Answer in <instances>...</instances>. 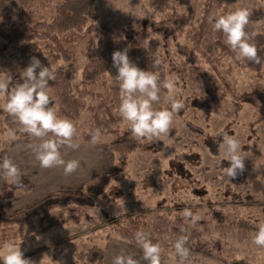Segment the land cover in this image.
I'll use <instances>...</instances> for the list:
<instances>
[{
	"label": "rangeland",
	"instance_id": "obj_1",
	"mask_svg": "<svg viewBox=\"0 0 264 264\" xmlns=\"http://www.w3.org/2000/svg\"><path fill=\"white\" fill-rule=\"evenodd\" d=\"M59 1H49L51 11ZM207 1L192 0L195 13L188 26L190 32L197 28ZM237 7H246L250 11L257 9L264 13V0H237L228 7L227 12L234 11ZM97 9L103 21L119 34L135 27L143 19L159 20L158 14L148 6L146 0H102L97 4ZM255 28L257 32L264 33V16L255 23ZM179 42L189 48L193 47L186 33ZM117 43L119 50H124L122 37L117 38ZM84 53L85 42L83 37L78 36L74 63L67 64L62 60L51 62L48 58L41 63L48 67L51 65L56 71H66L76 88L80 84L81 71L86 63ZM170 53L178 59L175 48L172 47ZM142 54L150 58L163 56L158 36H149ZM22 63L24 60L11 51L2 59L0 72L10 74L13 83L22 82L19 76ZM197 73L205 79L213 78L222 84L218 99L208 114L194 109L191 105L192 99L206 95ZM116 74L117 70L113 67L94 89L103 91L114 84L112 76ZM169 76L173 75L168 74L166 78ZM256 84L264 87V63L257 74L248 69L237 56L223 58L214 69L203 58H199L195 67L187 69L184 80L176 78L175 95L184 100L185 107L175 116L172 135L158 141L153 152L137 150L130 153L127 166L118 178L110 182L102 195L94 197V206L84 209L76 220L59 223L47 229L46 223L66 211L56 209L42 224L33 222L23 230L13 227L11 231L0 236V244L5 240L19 242L22 239L20 247L25 258L31 259L35 264H71L76 252L86 251L93 245L104 250L103 264H113L109 257L111 253L116 256L122 253L131 255L134 259L140 258V264H147L142 259V250L138 246L113 234L115 224L140 216L148 225L144 230L150 232L149 225L155 217L162 216L173 220L181 217L179 213L189 207L194 212H199L202 219L208 220L212 211L221 210L233 219L241 218L257 225L262 221L264 196L254 193L251 183L264 174V136L255 122L256 109L248 104L237 105L239 95L249 92ZM163 94L164 90L161 101L154 106H166ZM115 114L119 116L118 110ZM89 115L88 111L81 113L76 122L77 129L83 127ZM188 123L199 127L202 133L191 130ZM119 124L122 129L126 126L122 119ZM220 130L236 136L247 157L246 170L232 181L222 171L229 164L222 161L223 149L218 147L216 134ZM10 132H1V140H9ZM110 140L111 135H103L101 142L95 145L76 141L79 143L78 149H62L65 160L80 161L77 171L67 176L62 168L40 167L39 161L28 147L35 143L30 137L11 140L8 147L0 145V160L5 156L11 158L20 169L21 176L33 184L31 191L1 201L2 210L6 213L20 210L51 193L84 191L87 184L109 170L114 163L115 156L109 147ZM0 180L2 184L6 182V189L7 181L2 176ZM232 194L238 198H233ZM119 208L123 211L118 216ZM252 238L239 240L233 235L221 234L211 222L208 230L201 235L202 242L210 248L214 243L220 244L228 264H264V249L253 245ZM175 240L174 236L166 235L159 241L163 249V264H177L171 247ZM189 260L190 264H221L193 253Z\"/></svg>",
	"mask_w": 264,
	"mask_h": 264
},
{
	"label": "trees",
	"instance_id": "obj_2",
	"mask_svg": "<svg viewBox=\"0 0 264 264\" xmlns=\"http://www.w3.org/2000/svg\"><path fill=\"white\" fill-rule=\"evenodd\" d=\"M49 1L0 0V63L13 51L17 53L18 58L24 60L21 64L22 69L28 66L33 56L40 61L48 58L51 62L62 60L72 64L76 61V38L83 37L86 63L81 71L80 84L74 88L70 75L62 69L57 70L56 79L49 82L50 95L55 100L50 106L54 104L59 116L67 117L75 123L83 111H88L90 114L88 120L80 130L77 129L76 141L90 142L89 130L98 128L101 130V136L111 135L109 147L115 160L110 169L87 184L84 191L51 193L11 213L2 210L1 201L31 191L33 184L22 176V188L7 182L6 189L0 195V236L11 231L13 227L23 230L33 222L42 224L56 209L66 211L46 223L47 229L59 223L76 220L84 209L94 206V197L102 195L110 182L118 178L127 166V157L130 153L137 150L153 152L156 147L158 141L138 142L132 137L127 126L121 128L119 124L121 118L115 114L119 107V87L116 83L107 86L103 91L94 89L113 68L112 53L119 50L118 37H122L123 48L128 49L129 58L138 67L158 72L161 79H166L168 74H172L177 79L184 80L187 69L195 67L199 58H203L214 69L223 58L236 56V53L225 44L223 33L213 29L208 17L214 13H227L228 7L237 0H208L198 26L192 32L188 30L195 13L192 0H146L148 6L158 14L159 20L143 19L135 27L120 34L99 15L97 4L102 0H60L53 11L50 10ZM250 13L246 31L251 37L250 42L257 47L260 63L241 61L248 69L259 74L264 63V33L257 32L255 23L263 18L264 13L257 9ZM185 33L193 43L192 48L179 42ZM152 34L158 36L163 52V56L159 57L162 64L158 68H153L155 58L142 54L144 43ZM172 47L175 48L178 59L170 53ZM197 76L204 86L206 95L192 99L191 105L194 109L208 114L218 99L222 84L213 78L205 79L198 73ZM92 101H95V104H92ZM241 104H248L256 109L255 122L264 136V87L256 84L249 92L239 95L237 105ZM187 125L191 130L202 133L199 127L191 123ZM6 130L15 131L19 138L28 137L19 131V125L7 113L0 110V133ZM172 134L173 128L169 135ZM10 143V139L0 138L2 147H8ZM251 188L254 193L264 196V174L252 181ZM232 197L238 198L235 194H232ZM262 213L264 221V208ZM210 222L219 233L233 235L239 240L253 237L257 230L256 224L252 222L241 218L233 219L223 211L216 210L210 213L208 220L201 219L195 226L182 217L168 220L157 216L150 223V232L147 233H150L154 243H159L166 235H172L176 239L181 235H187L189 239L186 246L191 253L228 264L219 243H214L210 248L201 240L202 232L208 230ZM147 227L144 219L135 216L115 224L113 234L138 246L134 234L138 230L145 231ZM104 256V250L93 245L86 251L76 252L71 264H103Z\"/></svg>",
	"mask_w": 264,
	"mask_h": 264
},
{
	"label": "clouds",
	"instance_id": "obj_3",
	"mask_svg": "<svg viewBox=\"0 0 264 264\" xmlns=\"http://www.w3.org/2000/svg\"><path fill=\"white\" fill-rule=\"evenodd\" d=\"M251 13L246 7H237L234 11L212 14L208 22L215 31L223 33L225 44L236 53L240 60L260 63L258 50L246 31ZM254 35V34H253ZM113 67L117 74L112 78L119 87L118 114L126 122L128 131L138 142L160 141L169 136L175 123V116L185 107L182 98H177L176 77L169 76L161 79L156 71L143 70L138 67L128 55V49L116 50L112 53ZM162 64L159 58L153 60V68ZM37 69L39 71L37 72ZM0 110L7 113L19 125V131L32 138L35 143L28 147L44 169L62 168L64 174L71 175L80 167L77 159L65 160L62 149H78L76 142V123L58 115L57 109L51 102H55L50 95V81L56 79V69L42 65L41 61L33 56L27 67L20 73L22 82L13 83V77L0 72ZM165 107L157 109L155 104L162 99ZM93 145L101 142V130H89ZM11 140H16L15 131L9 133ZM218 147L223 149L222 161H227L229 166L222 171L232 181L244 173L246 155L240 140L228 132L220 130ZM0 176L5 181L17 188L23 187L21 172L11 158L5 156L0 160ZM120 209V208H119ZM124 210H126L124 208ZM122 209L117 213L122 214ZM179 215L189 220L195 226L202 216L192 208L185 207ZM252 244L264 249V221L256 225ZM181 231H184L181 229ZM135 243L142 250V259L147 264H163V249L159 243H154L150 233L138 230L134 234ZM188 236L181 235L171 245L177 264H190V249L186 246ZM22 239L5 240L0 244V264H35L31 259L25 258L21 250ZM113 264H140L131 255L120 254L114 257Z\"/></svg>",
	"mask_w": 264,
	"mask_h": 264
},
{
	"label": "crops",
	"instance_id": "obj_4",
	"mask_svg": "<svg viewBox=\"0 0 264 264\" xmlns=\"http://www.w3.org/2000/svg\"><path fill=\"white\" fill-rule=\"evenodd\" d=\"M18 144H21V142H18ZM5 184H6V182L4 183V184H2V181L0 180V195H1V193L4 191V187H5ZM113 255H115V254H113V253H111L110 254V258L112 259V261H113V259H114V257H116V255L115 256H113ZM138 260L139 261H142L140 258H138Z\"/></svg>",
	"mask_w": 264,
	"mask_h": 264
}]
</instances>
